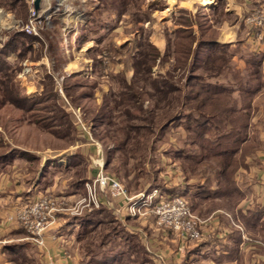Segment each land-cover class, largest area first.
I'll list each match as a JSON object with an SVG mask.
<instances>
[{
    "label": "rangeland",
    "instance_id": "rangeland-1",
    "mask_svg": "<svg viewBox=\"0 0 264 264\" xmlns=\"http://www.w3.org/2000/svg\"><path fill=\"white\" fill-rule=\"evenodd\" d=\"M7 1H0L5 8ZM203 1L187 8L183 0H97L92 23L84 30L94 41L92 60L75 64L67 46L70 32L59 29L58 20H53L58 28H46L40 14L44 0L38 8L35 0H17L15 26L0 28V41L16 36L19 48L14 62L0 63V199L7 189L17 190L11 194L17 203L6 224L18 229L4 234L0 216V256L7 262L45 264L44 256L41 261L35 254V247H44L9 217L23 203L46 195L63 200L66 208L81 206L79 214L59 212L53 230L63 233L78 264L187 262L186 246L174 263L176 233L159 228L153 215L130 217L114 202L84 207L85 182L96 176L86 178L93 166L118 178L131 194L158 188L180 195L197 215L209 213L219 202L231 210L245 196L237 180L246 179L238 173L257 165L264 128L241 126L264 120V85L259 90L262 80L250 75L256 66L236 62L224 47L218 52L211 48L223 23L239 20L225 11L226 0H212L211 6ZM251 1L239 21L250 33L255 28L247 17L264 11V0ZM89 2L64 0L54 7L60 14L79 9L83 15L81 4ZM34 17L42 22L36 20L35 32L28 33L25 27ZM50 35L55 40L66 35L69 57L56 55ZM46 38L53 44L47 65L41 59L49 49ZM25 96L37 105L18 108L17 100ZM60 149L63 154L54 155ZM62 156L74 157L75 164L62 167ZM176 168L179 172L172 173ZM4 176L11 187L2 182ZM30 177L52 185L55 194L40 190L31 195ZM24 246L35 255L19 253Z\"/></svg>",
    "mask_w": 264,
    "mask_h": 264
},
{
    "label": "crops",
    "instance_id": "crops-1",
    "mask_svg": "<svg viewBox=\"0 0 264 264\" xmlns=\"http://www.w3.org/2000/svg\"><path fill=\"white\" fill-rule=\"evenodd\" d=\"M63 1L64 0H44V5L46 4V7H44V10H40V14L43 17H46V28L52 30L54 28H58L59 26V29L69 31L70 39L68 40L67 46L71 47L70 53L74 56V60H71V62H74L75 64L90 63L92 60L90 49L92 48L94 41L93 38L84 33V30L90 27L92 23L90 21L93 14L92 8H97V0H89L90 2L87 3L89 5H87L88 7L81 4V8L86 11L83 15L81 13L82 11L79 9L76 10V13L74 11L72 15H67V11V13H57L54 6H59L58 2ZM183 1H186L185 3L188 4V6H185L187 8H190L191 6L193 7L196 2L198 3V0ZM251 3V0H226L225 11L236 15L235 18L238 17V20L240 21L242 13H245L246 8ZM6 4H8L7 8H5L4 4L0 2V28L12 30L16 24V18L13 15L14 11L12 8L17 5V0H8ZM63 7L68 8L70 7V4L68 5L65 3ZM53 20L59 21L57 27L53 25ZM239 21H225L219 28V35L213 41V46L209 45V49L212 46L211 48L215 52H218L222 51L224 47L231 52L233 60L244 64L248 62V58H250L253 53L261 52L264 55V44L258 42L252 33H250L247 29L242 30L240 28ZM106 27L108 30V25H106ZM65 36L63 39L59 38L58 40H55L56 38L53 35L48 37L50 41L55 40V53L56 55L58 54L57 56H59L60 59L69 57V54H67L69 53V48H66ZM9 38L10 35L1 39L0 49L5 46V43L9 40ZM48 39L46 38L47 48L49 46H53L52 43L48 42ZM158 39L159 47L164 48V40H160V37H158ZM43 41L44 40L42 39V42ZM52 52L53 49L49 47V49L46 50V53L42 54V62L46 63V65L52 62ZM3 56L8 62H14L17 59L15 51H9ZM261 62L262 78L264 81V56ZM238 67L242 66L239 65ZM65 70L67 69L65 68ZM252 125H256L255 127L258 129H263L264 120H262L261 123H257L256 121L255 123L250 124V127ZM262 133L263 135L261 139L263 147L257 154V165L250 167L249 171H242L245 173H238L239 175H244V179H246L244 182L240 178L237 180V185L240 189L245 191V196L240 202L235 203L231 210L225 209L222 205H220L221 202H219V206L214 207L211 211H209V213H203L202 215L199 214V216L204 220V223L201 226L203 238L198 241L188 242L186 255V261L188 263L186 262L185 264H264V129L262 130ZM64 150L65 149L57 150L58 153L55 152L54 155H62ZM49 155L50 154L46 153V159L50 157ZM62 158V162H58L60 165L62 163L64 164L62 167L68 168L75 164L73 159L74 157L70 158L62 156ZM42 160L44 159L42 158ZM46 164L48 163L46 162ZM96 172H98L97 168L93 166L90 175L86 176V178L88 180L93 178L97 174ZM175 172H179V169L176 168L172 171V173ZM47 176L48 172H46V179ZM31 179L33 178L30 177L27 179L28 184L32 186L28 189V191L30 190L29 192H31V195L36 194L40 190H43L46 193L51 191V193L55 194L52 192L54 190L52 185H44L45 183L43 181L40 183L37 181L31 182ZM2 182H4L7 187H11L12 185L10 184V179L6 178V176H4ZM5 185L3 186L6 188ZM44 186H46L45 189H43ZM79 186L83 187L82 185ZM13 192H17V190L10 191L7 189L6 197L2 196L0 199V216L2 217L5 226V229H2L1 231H3L6 235L15 232L14 230L18 229L15 224L13 225V223L6 224L7 214L10 212L12 205L17 203L16 199H14L13 195H11ZM100 199L102 202H107L109 206H111V202H114L117 207H121L122 204V200L120 198H105L104 196H101ZM113 207L114 206H112V208ZM146 222L150 225L152 224L150 221ZM146 226H148V224ZM51 233L48 234L47 239L45 238L46 245L44 250L40 247H35V254L39 256L40 260L42 261V256H44L45 264L50 259H54L57 264H60L64 254L68 253L70 255V264H78V261L74 258L72 253L69 252V242L64 240L63 233ZM172 240L176 241L174 243L176 248L177 245L179 247V250L177 249L175 252L177 256V258H175L176 261L173 259L175 261L174 263H176L177 261H180L179 259L181 256L179 253V251H181L180 243L178 244V241L180 240L179 236L176 234L175 237H172ZM30 246H33V244ZM32 248H34V246ZM37 250L39 252H37ZM18 252L24 255V257L31 258L33 257L31 255H35L31 254L34 251L32 249H26V246H24L23 249L18 250ZM3 256L5 257V255L0 256V264H12L7 262V259L5 260Z\"/></svg>",
    "mask_w": 264,
    "mask_h": 264
},
{
    "label": "built area",
    "instance_id": "built-area-1",
    "mask_svg": "<svg viewBox=\"0 0 264 264\" xmlns=\"http://www.w3.org/2000/svg\"><path fill=\"white\" fill-rule=\"evenodd\" d=\"M37 17H34L25 27L26 32H35L37 21L42 22V19L39 17L37 20ZM247 23L255 28L252 32L255 39L264 44V11L257 10L249 15ZM85 187L88 191V202H83L86 203L84 207L88 205L99 207L102 204L101 194L106 198H120L122 200L121 209L128 216L153 215L159 228L170 229L176 233L180 239L181 250L187 246L189 241H198L203 238L201 226L204 220L194 213L187 200L180 195H171L158 188L131 194L118 178L104 172L103 168L98 170L92 180L85 182ZM62 202L63 200L55 196L46 195L18 206L9 218L16 219L27 230L36 245L45 247V238L47 239L48 234L58 227L59 212L64 209H69L75 214L81 212V206L66 208ZM48 264H57V262L50 259ZM60 264H70L68 253L64 254Z\"/></svg>",
    "mask_w": 264,
    "mask_h": 264
},
{
    "label": "trees",
    "instance_id": "trees-1",
    "mask_svg": "<svg viewBox=\"0 0 264 264\" xmlns=\"http://www.w3.org/2000/svg\"><path fill=\"white\" fill-rule=\"evenodd\" d=\"M205 45V44H204ZM204 45H202L200 43V48H203ZM19 48H18V42H17V37L16 36H10L9 40L6 41L5 43V46L0 49V63H5L6 64V60L4 59V56L7 52L9 51H17ZM263 53L261 52H257V53H253L251 55L250 58H248V62L250 65H253V66H256V69L254 72H251L250 75H252L253 77L255 76L256 78H259L261 83L258 84V88L259 90L263 87L264 85V81H263V78H262V58H263ZM8 64V63H7ZM36 100V99H35ZM35 100H31V99H28L26 96L25 97H22V98H19V101L17 100V107L19 108H23V109H29L32 105L35 104ZM38 100V99H37ZM31 101V102H30ZM28 103H30L28 105ZM37 105V104H35ZM34 105V106H35ZM33 107V106H32ZM244 111V110H243ZM249 121L246 123V124H242V128L247 130V127L249 126ZM240 131H238L236 134H238ZM235 134V135H236ZM237 203V202H235ZM235 203L233 204V206L235 205ZM191 209L194 210L192 208V206L190 205ZM233 208V207H232Z\"/></svg>",
    "mask_w": 264,
    "mask_h": 264
},
{
    "label": "bare ground",
    "instance_id": "bare-ground-1",
    "mask_svg": "<svg viewBox=\"0 0 264 264\" xmlns=\"http://www.w3.org/2000/svg\"><path fill=\"white\" fill-rule=\"evenodd\" d=\"M211 1H212V0H204V1L202 2V4L207 6V5H209L210 3H212Z\"/></svg>",
    "mask_w": 264,
    "mask_h": 264
},
{
    "label": "water",
    "instance_id": "water-1",
    "mask_svg": "<svg viewBox=\"0 0 264 264\" xmlns=\"http://www.w3.org/2000/svg\"><path fill=\"white\" fill-rule=\"evenodd\" d=\"M38 1L39 0H35V7H37V8H38Z\"/></svg>",
    "mask_w": 264,
    "mask_h": 264
}]
</instances>
